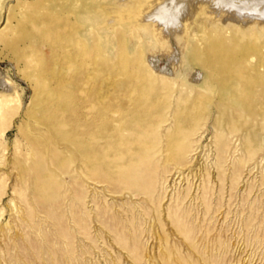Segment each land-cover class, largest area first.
<instances>
[{"label": "rangeland", "instance_id": "374dc122", "mask_svg": "<svg viewBox=\"0 0 264 264\" xmlns=\"http://www.w3.org/2000/svg\"><path fill=\"white\" fill-rule=\"evenodd\" d=\"M184 1L0 0V264H264V23Z\"/></svg>", "mask_w": 264, "mask_h": 264}, {"label": "clouds", "instance_id": "9594fccd", "mask_svg": "<svg viewBox=\"0 0 264 264\" xmlns=\"http://www.w3.org/2000/svg\"><path fill=\"white\" fill-rule=\"evenodd\" d=\"M227 2H229V0H211L212 5L217 9L236 12V8L223 7V5ZM162 9H167L166 15L173 17V22H167L166 20L161 18ZM184 10L185 3L183 2V0H163L162 6L158 7L147 17V22L160 25L161 30L163 31H168L169 29H179L181 27L180 17L183 15ZM261 19H264V17H261Z\"/></svg>", "mask_w": 264, "mask_h": 264}, {"label": "bare ground", "instance_id": "6f19581e", "mask_svg": "<svg viewBox=\"0 0 264 264\" xmlns=\"http://www.w3.org/2000/svg\"><path fill=\"white\" fill-rule=\"evenodd\" d=\"M202 1V0H201ZM204 1V0H203ZM211 3V0H206ZM154 2V1H153ZM183 2H185L183 0ZM212 4V3H211ZM158 5V4H157ZM198 5V4H197ZM200 5V3H199ZM212 6V5H211ZM160 7V5H159ZM223 7H231V8H236L237 13L236 14H245L244 16L252 17L262 23H264V19H261V17H264V0H229V2L225 3ZM214 9V8H213ZM154 10V9H153ZM202 10V9H201ZM188 11V10H187ZM231 12V11H229ZM234 12V11H233ZM143 13V12H142ZM167 9L162 10L161 15L162 19L166 20L167 22H173L174 18L166 15ZM187 13V12H186ZM196 13V11H195ZM149 14V13H148ZM147 14V15H148ZM184 14V13H183ZM235 14V13H234ZM235 14V15H236ZM146 16V15H145ZM144 16V17H145ZM185 16V15H184ZM182 18V17H181ZM184 18V17H183ZM141 19V18H140ZM143 19V17H142ZM146 20V19H145ZM181 21V20H180ZM152 26V25H151ZM158 27V26H157ZM161 27V26H160ZM153 28V27H152ZM154 29V28H153ZM156 29V28H155ZM159 30V29H158ZM170 30V29H169ZM155 31V30H154ZM162 32V31H161ZM164 32V31H163ZM165 34V33H163Z\"/></svg>", "mask_w": 264, "mask_h": 264}]
</instances>
